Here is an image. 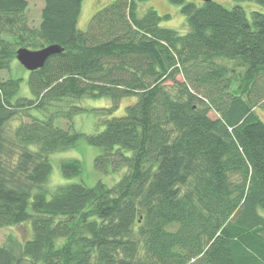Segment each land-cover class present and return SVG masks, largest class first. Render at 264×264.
<instances>
[{"label":"trees","instance_id":"trees-1","mask_svg":"<svg viewBox=\"0 0 264 264\" xmlns=\"http://www.w3.org/2000/svg\"><path fill=\"white\" fill-rule=\"evenodd\" d=\"M83 2L0 0V231L30 229L6 237L0 264H264V14L169 0L180 34L148 0H110L80 31ZM53 45L41 69L16 60ZM103 97L109 115L135 101L97 133L74 131L80 101ZM80 141L114 184L87 186L70 159L59 171L73 181L49 185V156Z\"/></svg>","mask_w":264,"mask_h":264},{"label":"rangeland","instance_id":"rangeland-1","mask_svg":"<svg viewBox=\"0 0 264 264\" xmlns=\"http://www.w3.org/2000/svg\"><path fill=\"white\" fill-rule=\"evenodd\" d=\"M110 0H84L81 10V15L79 18V30L85 31V27L88 26V19L93 16V14L99 10L101 7L105 6ZM227 8H231L233 6H240L246 12L248 18L250 19V15L253 11H258L264 14V9L259 7L252 1L248 2H236L233 0H214ZM42 2H29V9L27 12V16L30 20V23L36 25L39 16H40V7ZM148 7L153 8L159 16L163 17L167 15L166 19H162L160 26L164 28H170L178 31L180 34H184V30L186 29L184 26V17L179 12V7L172 5L169 0H148L145 4ZM143 5L142 8L145 6ZM37 26V25H36ZM33 27V26H32ZM183 27V28H182ZM85 28V29H81ZM181 28V29H180ZM15 71H12V77H22L26 79L27 72L21 67L16 66ZM7 74L1 72L0 78L2 80L7 79ZM25 88H27V82L24 80L20 86L22 93H25ZM135 99L132 98H124L120 101L118 110L111 113H101L100 111L107 110L112 105V100L109 97H103L99 99H82L80 101L79 106L85 109L84 112L76 114L72 119L73 130L84 135L94 134L103 129V124L100 125L102 121L109 117H120L125 113V108L129 106ZM256 114L259 116L261 121L264 123V109L259 107L256 110ZM17 121H13L11 123V127H13ZM56 124L60 128H67L69 123L67 120H59ZM100 125V126H99ZM97 126V128H96ZM72 132V131H71ZM99 154V150L92 146L86 145L82 141L78 142L75 147L72 149L54 153L49 156V161L51 162L52 174L49 185L56 186L70 183L73 180L64 179L59 171V163L63 160L75 159L79 160L82 164L83 168V177L85 180V184L87 186H93L98 181L104 182L107 186L114 184L119 177L116 174H108L104 176H100L99 173L94 168V159ZM8 235H13L15 239L20 242H24L27 238L30 237V229L27 225L11 227L7 229H3L0 231V244L4 243L6 237Z\"/></svg>","mask_w":264,"mask_h":264},{"label":"water","instance_id":"water-1","mask_svg":"<svg viewBox=\"0 0 264 264\" xmlns=\"http://www.w3.org/2000/svg\"><path fill=\"white\" fill-rule=\"evenodd\" d=\"M201 1L211 2L212 0ZM60 52H62V49L56 45L46 46L35 51L21 48L16 51V60L24 67L25 70L32 72L41 69L49 57Z\"/></svg>","mask_w":264,"mask_h":264}]
</instances>
